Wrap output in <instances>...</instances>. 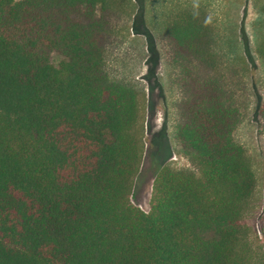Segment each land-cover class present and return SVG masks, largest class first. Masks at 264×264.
<instances>
[{
    "label": "trees",
    "instance_id": "trees-1",
    "mask_svg": "<svg viewBox=\"0 0 264 264\" xmlns=\"http://www.w3.org/2000/svg\"><path fill=\"white\" fill-rule=\"evenodd\" d=\"M116 9L0 0V264H264L248 220L257 172L234 138L243 115L197 7L165 34L174 146L198 171L159 166L150 210L134 204L146 116L140 91L106 69Z\"/></svg>",
    "mask_w": 264,
    "mask_h": 264
},
{
    "label": "rangeland",
    "instance_id": "rangeland-1",
    "mask_svg": "<svg viewBox=\"0 0 264 264\" xmlns=\"http://www.w3.org/2000/svg\"><path fill=\"white\" fill-rule=\"evenodd\" d=\"M116 14L106 51V69L113 80L128 83L144 96L146 152L132 200L151 208L159 166L198 171L189 157L176 151L173 129L180 90L179 69L167 44L165 28L188 7L208 16L218 35L220 71L243 115L234 132L257 172V191L249 222L264 239V0H112ZM60 55L52 61L58 64Z\"/></svg>",
    "mask_w": 264,
    "mask_h": 264
}]
</instances>
